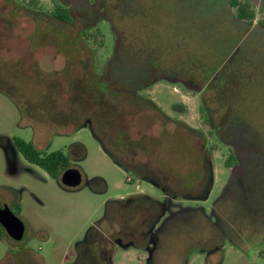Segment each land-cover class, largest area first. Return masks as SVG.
I'll return each mask as SVG.
<instances>
[{"label": "rangeland", "instance_id": "374dc122", "mask_svg": "<svg viewBox=\"0 0 264 264\" xmlns=\"http://www.w3.org/2000/svg\"><path fill=\"white\" fill-rule=\"evenodd\" d=\"M29 1L0 0V203L20 205L30 263L76 264L85 235L108 236L103 217L119 210L115 201L161 197L112 153L120 140L94 115L108 132L144 131V108L113 89L137 83L145 65L155 81L144 106L152 102L163 124L161 166L185 172L188 157L196 163L188 175L170 170L181 181L169 183L173 200L190 210L163 227L153 262L134 233L127 248L107 246L112 264H264V0H236L251 22L230 0H56L70 6L68 23L51 16L55 0ZM14 137L49 143L48 152L77 146L81 184L65 187L21 156L12 174L4 149ZM234 144L236 171L225 165ZM205 158L212 177L200 182ZM10 243L0 241V259Z\"/></svg>", "mask_w": 264, "mask_h": 264}, {"label": "flooded vegetation", "instance_id": "af4514ba", "mask_svg": "<svg viewBox=\"0 0 264 264\" xmlns=\"http://www.w3.org/2000/svg\"><path fill=\"white\" fill-rule=\"evenodd\" d=\"M58 3L61 4L60 2ZM61 5L66 7L70 13V6H65L64 4ZM98 17L107 21L103 11H99ZM117 37L118 34L116 32L114 38V51L110 57L109 65H111L117 55ZM147 75V67L144 65L143 67H141L138 73V79H136L137 83H135L134 85L132 84L133 86H128L127 84V86H123L120 84L115 86L113 89V91L118 95L124 94L129 97V100H127L129 106H136L140 109L144 108V111H141V113L144 112V118H146L145 122L147 121L146 125L143 126L144 131H140L139 128H134V126L130 124L129 128H125L124 130H117L115 131V133H113L112 131L110 132V129L108 132L106 129V125L101 121L102 117H99L98 112L94 113V115L98 116V124H96L97 127L99 126L102 128L103 133L109 140H113L115 139V137L119 138L118 140H120V144L118 145L119 148L111 147L112 153L114 154V151L116 150L121 151V154L124 156L123 163L126 168L128 170H131V172L136 173L140 178L152 183L154 187L158 188L161 191V197L150 198L145 194H139L131 195L123 200L115 201V203H117L120 207L119 210L115 208L114 210L110 211L108 218H106V215L105 217H103V220L106 221L108 236H105L104 234H101L97 231L85 235V238L79 243L81 246L85 247V252L82 253L81 256H79L76 264H112L107 246H123V248H127V241L133 237L134 233L139 234V236H141V238L143 239V249L147 254L148 262H153L154 253L161 245L160 237L163 227L166 225V223L176 218L181 211H186V209L190 210L188 207H183L180 203L174 202L172 194L173 186H171L169 183L177 182L178 184H180L181 181L177 180L173 176V173L170 172V170L179 172L180 175H188L191 170H196V163H194V161H192V159L188 157L187 160H185V162H187V171L185 172H180V170L175 169L172 165L166 167L161 166V155L164 154V146L161 143L160 135L162 134L161 132L163 129V124L162 122H159L160 114L152 102L151 104L154 106L153 108L144 106V104L147 105L148 102H145L146 100L144 98V94L142 93L148 91V89H151V87L154 85L153 82L155 81V78H152L154 80H149L147 78ZM184 86L192 87L190 83H187L186 85L184 84ZM204 107L206 112H211L206 105ZM168 120L174 122L170 119ZM138 121V119H135L134 123H137ZM180 122L186 125L183 121ZM86 123L93 127L90 118H87ZM108 123L112 124V121L109 120L106 122V124ZM19 139L21 138L14 137L13 139L6 141L5 144L4 151L6 155L7 166L9 167V171L12 174H14L17 169L22 166L20 156L27 163L35 165L29 162L19 150L16 144L17 140ZM30 142L32 143V141ZM33 146L44 154L52 152L47 151V149L49 148V143H45V145L43 146L44 149H39L34 144ZM237 146L238 145L234 144L230 147L231 151H229V155H233L235 162L232 164V160H234L232 159L231 163L227 165V159L229 155L225 160L226 167L233 171H236L237 166L240 163L239 161L241 153L238 150L241 151V148L236 149ZM74 148H77L78 150L77 146H71L67 148V152L62 150L68 156V164L65 168L61 169L55 177L52 178H56L61 182V175L68 168H76L80 172V168L75 164L78 152L73 154L72 150ZM171 152L173 153L174 151ZM200 164L204 167V179H201L200 182L206 180L208 177V180L210 181L212 177V164L210 163L209 158H205V161L203 163L202 160H200L199 165ZM37 167L40 168L39 166ZM146 170L148 174L144 175V172ZM80 174L82 181L83 175L81 172ZM195 186L196 184L194 183L192 188H195ZM2 205H6L10 212L18 217L17 213L20 211L19 204H15L13 207H11L10 204L3 202L0 203V206ZM133 219L136 221L137 229H133V226H131ZM138 227H140V230L138 229ZM24 232V223L20 238H16L13 235H10L6 231L4 226L0 223V241L7 239L11 241V243L7 246V255L4 258L0 259V264H31L30 260L32 259V256L29 249H27L25 244L20 243L24 236ZM24 257L26 258V260L23 259Z\"/></svg>", "mask_w": 264, "mask_h": 264}, {"label": "trees", "instance_id": "16d2710c", "mask_svg": "<svg viewBox=\"0 0 264 264\" xmlns=\"http://www.w3.org/2000/svg\"><path fill=\"white\" fill-rule=\"evenodd\" d=\"M230 3L232 6L236 7L240 19H247L251 22L254 15L247 4L236 2V0H230ZM29 5L36 6L37 0H30ZM51 15L61 22H69L71 18L68 9L59 4L56 0L53 3ZM262 26H264V24H262ZM16 144L23 156L29 162L39 166L51 177H55L57 173L68 164V156L62 150H54L50 153L44 154L37 150L30 141L19 139ZM233 158V155H229L227 165L231 163Z\"/></svg>", "mask_w": 264, "mask_h": 264}, {"label": "water", "instance_id": "95a60500", "mask_svg": "<svg viewBox=\"0 0 264 264\" xmlns=\"http://www.w3.org/2000/svg\"><path fill=\"white\" fill-rule=\"evenodd\" d=\"M61 183L67 187H77L81 183V174L76 168H68L61 175ZM0 223L6 231L20 238L23 231L22 221L10 212L6 205L0 206Z\"/></svg>", "mask_w": 264, "mask_h": 264}]
</instances>
